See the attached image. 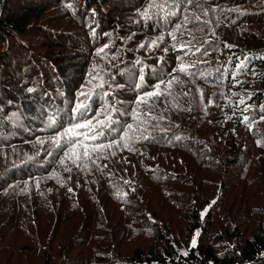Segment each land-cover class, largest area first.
<instances>
[{
  "label": "trees",
  "instance_id": "1",
  "mask_svg": "<svg viewBox=\"0 0 264 264\" xmlns=\"http://www.w3.org/2000/svg\"><path fill=\"white\" fill-rule=\"evenodd\" d=\"M106 117L71 158L57 146ZM13 194L46 209L32 229L0 212V264H264V0H0V201ZM102 213L120 215L101 234L118 244L89 260ZM67 220L80 233L59 245Z\"/></svg>",
  "mask_w": 264,
  "mask_h": 264
},
{
  "label": "rangeland",
  "instance_id": "2",
  "mask_svg": "<svg viewBox=\"0 0 264 264\" xmlns=\"http://www.w3.org/2000/svg\"><path fill=\"white\" fill-rule=\"evenodd\" d=\"M194 79H189L188 80V85L189 86H193L195 83L196 84H201L200 81H198L197 79L200 78V77H192ZM213 82H215L216 84H218L215 80L212 79ZM89 83V81H88ZM211 90H218L220 92H224L226 98H229L231 96V92L228 91V90H225L223 89L222 85L221 84H218L217 86H214L212 84H209ZM206 104V103H205ZM87 133H90L89 129L88 128H85L83 130V134L82 135H85ZM105 137V136H104ZM103 138V137H102ZM9 162V160H6V162ZM117 164L116 161H113L111 162L109 165H115ZM6 164H4L3 167H5ZM107 173L110 174L111 173V170H107ZM14 195V194H13ZM86 201H89L90 203L88 205H85V202ZM99 201V200H98ZM100 205H103L102 203L99 202ZM98 204V205H99ZM113 204V203H112ZM82 205H85L87 208H89V211L91 213H94L95 212V209H93V207L95 208V204L88 198H84L83 199V204ZM105 206V205H103ZM117 207V209H120V205H115ZM46 209V203L42 204L39 200H34L32 197H29L28 195H25V194H20V195H17L14 197H10V198H7L3 201H0V212L3 213V215L8 218L10 213L12 211H15L16 213H19L21 214L25 220L22 221L25 223V225L27 224H30V229H32V223L29 221L31 220L32 217H30L29 219L27 218V215L26 214H29L30 211H34L35 214H36V217H38L39 219V215H42V210ZM103 210V208H102ZM103 211H106V206H105V210ZM101 213V212H100ZM157 214V213H155ZM74 216V211H72V216ZM102 216L104 217V214L102 213ZM158 216V215H156ZM69 217V218H71ZM117 218L120 217V215L118 214L116 216ZM161 217V216H160ZM44 218V221L46 220V217H43ZM117 218H115V220H112L113 222H111V219L104 217L103 219H101V217H95V222H98L100 223L99 227L97 230H96V233H98L99 235L94 238V236L90 239L89 243L90 245L85 249L83 250V253L84 255L86 256V258H88L89 260L95 258L97 255H101V256H104V257H100V258H106L108 256H110L112 254V252L110 253H106L107 251H109L110 249L114 248L117 246L118 244V241H112V239L110 237H102V233H103V230H106V231H111L113 230L112 226H113V223L117 221ZM21 221V220H20ZM68 222H66L64 224V233H61L60 235L62 236L60 241H59V245L61 244L62 241H64V243H69L70 240L73 239V235H78L80 233V225L77 224V223H73L72 220H67ZM131 221V217L128 221V223H130ZM51 220L46 224V229L48 228L49 224H51ZM146 234L144 231H142L141 235H144ZM130 237H133L134 234H129ZM10 237V236H9ZM12 238V237H10ZM145 238V237H144ZM148 238V237H146ZM148 239H151V238H148ZM22 242H27V240H23L21 239ZM142 240L141 239H137L136 241L134 242H131V243H124L122 244L121 246L119 247H123L125 249H129V248H132L134 247L137 243L141 242ZM21 241H17V243H21V244H25V243H22ZM28 243V242H27ZM50 250V254L52 253V250ZM70 248V245L65 249L63 250L62 252H60L61 255H64V254H67L71 251ZM115 250H117V248H115ZM119 250V249H118ZM48 253V255H50ZM94 263V264H104L103 260L101 261H96L95 259L91 260L90 263Z\"/></svg>",
  "mask_w": 264,
  "mask_h": 264
},
{
  "label": "snow or ice",
  "instance_id": "3",
  "mask_svg": "<svg viewBox=\"0 0 264 264\" xmlns=\"http://www.w3.org/2000/svg\"><path fill=\"white\" fill-rule=\"evenodd\" d=\"M141 15L144 16L145 18H148V10H146ZM158 39L159 40H163V37H160ZM172 39H176V37L173 36ZM150 46H158L157 45V41H155V40L152 41ZM141 47H144V45H141ZM99 51L102 52L103 49H101ZM185 70H186V67L182 65L181 68H180V71H185ZM140 79L143 80V76L142 75L140 76ZM170 84H171V82H169V85ZM156 88L159 89V85H157ZM28 91L31 92V91H33V89L30 88V89H28ZM159 94H160L159 91H153V92L145 93L144 96L138 98L137 103L143 102L145 97H151V96L159 95ZM81 95L82 96H86L87 94L86 93H81ZM86 108H87L86 104L80 103V104H77V106L74 109V111L79 112L81 109H86ZM244 119L247 121L248 117L245 116ZM110 124H111L110 117H106L104 120H96L95 127L93 126V121L92 120H88V121H86L84 123H77L76 125H73L72 127L67 128L64 132L59 133L58 134V138H56V144H57V146H60V139L61 138H67L68 143L71 145V148H70L69 152H66V156H69V158H71L72 155H75V148L77 147L76 140H78L79 136H80V133L77 131L78 129L88 128L89 131L96 132L95 135H92L91 137H87V138H90V139H96L97 135L103 134L102 130L104 128H108ZM127 128H128L129 131H131L132 125H127ZM97 130H99V131H97ZM124 138H127V133H125V137H123L122 139H124ZM144 138L147 139L148 137H144ZM114 143H118V142H114ZM111 146H112V144H109L107 146H105V145H96L91 150L92 151H96L98 149H102L103 147H111ZM125 147H127V144H125ZM84 155L85 156L89 155V151L87 150V148H85ZM76 158L78 159L79 157L76 156ZM73 162L75 163V160H73ZM193 245H195V240L193 241Z\"/></svg>",
  "mask_w": 264,
  "mask_h": 264
}]
</instances>
